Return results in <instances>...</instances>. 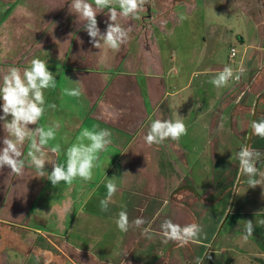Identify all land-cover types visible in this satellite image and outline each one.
Here are the masks:
<instances>
[{
    "label": "rangeland",
    "instance_id": "obj_1",
    "mask_svg": "<svg viewBox=\"0 0 264 264\" xmlns=\"http://www.w3.org/2000/svg\"><path fill=\"white\" fill-rule=\"evenodd\" d=\"M22 1L0 0V80L5 74V60L24 64L23 69L33 58L47 61L57 86L45 90L46 105L55 107L47 108L40 124L60 122L56 139L50 141L51 146H61L58 162H65L67 148L83 128L95 126L86 115L87 101L95 103L97 100V105L103 104L101 94L108 96L106 88L115 86L116 82L118 87L114 89L121 102L112 106V113L118 112L117 118L122 122L142 125L144 119L149 126V118L158 119L159 112L161 120L175 119L177 113L184 118L187 128V134L179 141L168 139L163 144H155V153L152 152L155 148L151 147L148 159L144 154L141 160L133 162L126 157L124 161L136 170L127 168L129 187H123L124 192L116 193L113 200L120 207L122 200L130 201L126 206L129 220L142 217L150 222L155 233L151 239L141 235L139 228L129 229L131 252L122 259L123 243L120 238L115 239L114 217L95 218L85 207L71 226L73 233H64V240L72 237L75 240L79 236L84 242L89 241L88 246L96 256L122 260L123 264H196L198 257L203 264H264V223H260L264 221V186L248 187V177L241 175L236 156L244 146L260 151L262 156L257 168L264 172V138L251 130L253 120L264 119V0H151V5H145L146 11L140 12V20L118 17L117 22L130 27L131 31L128 41L115 52L118 55L110 59L122 62L118 66L122 76L116 79V75H107L109 85L105 89V83L99 82L95 75L98 67L101 68L97 55L100 50L93 47L83 24L70 11L71 0ZM181 13L187 16L184 21L179 19ZM107 19V9L97 14L102 33ZM107 52L110 51H106L104 57ZM83 58L85 61L81 63ZM66 59L75 64L71 68L88 71L94 79L88 81L77 72L73 77L70 67L65 65ZM134 64L140 71L139 84L145 64L154 77H158L153 79L154 84L141 83L140 86L143 98L138 100L150 102L152 98V102L155 101L151 105L147 102L148 115L143 105L136 104L133 98L137 88L128 72ZM225 65L243 69V73L239 81H230L228 87L217 89L209 81ZM107 67L108 72L111 66ZM112 68H116V63ZM110 73L114 74V69ZM74 79L80 81L84 98L62 94L63 88L76 86L71 82H75ZM150 88L153 92L148 91ZM163 88L171 97L157 103ZM125 93L129 98L124 97ZM77 102L82 104L81 111ZM2 103L0 100V115H3ZM139 111L136 123L132 114ZM25 146L28 147L27 143L22 147L23 153L27 150ZM118 154H111L112 158ZM107 163L112 164V159ZM104 164L99 159L100 166L93 170L92 182L80 187L94 188L93 183L107 173L108 167ZM115 166L117 169L107 175V179L115 177V182L120 183L117 172L120 166L117 163ZM26 167L19 176L27 184L34 180L38 185L40 182L36 183V179L42 177L36 178V171L31 172ZM48 168L45 164V171ZM10 173L8 167L0 169V184L12 177ZM7 190L6 186L0 188V264H105L93 255L83 258L82 251L64 246L63 242L54 243V247L50 242L37 240L33 224L16 218V211L10 210L14 193L7 196ZM95 193L98 195L89 197L90 207L99 202L101 193L107 195V189L102 187ZM65 217L67 223H61L59 218L51 222L53 228H50L58 234L53 241L61 240L64 235L60 232L70 228L73 217L66 214ZM165 219L181 225H200L199 242L165 243L159 234L160 224ZM248 220L253 222L254 229L244 240V221ZM146 226L147 223L142 227ZM63 227L64 231L60 229ZM40 229L47 227L42 225ZM84 229L88 232L84 233ZM103 238L109 241H99Z\"/></svg>",
    "mask_w": 264,
    "mask_h": 264
},
{
    "label": "clouds",
    "instance_id": "obj_2",
    "mask_svg": "<svg viewBox=\"0 0 264 264\" xmlns=\"http://www.w3.org/2000/svg\"><path fill=\"white\" fill-rule=\"evenodd\" d=\"M151 5V0H71L70 11L77 16L79 23L90 37V43L94 48L99 49L100 63L104 64L106 51L118 52L123 44L129 39L131 28H125L118 23V17L130 20H140V12L146 11L145 5ZM107 9L108 19L105 21L107 27L102 33L98 27L97 14ZM179 19H187L183 13ZM243 69H234L225 65L210 81L215 88L222 89L229 86L230 81H239ZM109 77L105 75L104 79ZM71 81V80H70ZM75 87H65L62 94L68 97L79 98L83 92L80 81H71ZM57 81L55 75L49 71L47 61L40 58H33L27 67L21 70L18 67L9 68L0 80V100L2 113L0 121H3L5 136L3 147L0 148V169L8 167L11 175H22L25 167L35 169L38 177H46L53 186L64 182L71 185L74 180L80 178L84 182L93 179V170L99 167V154L107 151L112 143V133L108 129L94 126L93 129L83 128L76 141L66 150V161L57 163L48 159L47 151L57 156L61 153L60 144L50 148L46 147L50 141L56 139L57 131L61 127L59 121H52L49 125L40 124L47 108H54L55 105H46L45 90L55 89ZM175 119H152L146 135L143 139L148 145L163 144L164 141L179 139L187 134L184 118L175 114ZM11 117V119H8ZM29 125H36L30 128ZM252 133L264 138V119L251 122ZM27 143L28 151L26 156L22 147ZM239 160L241 175L248 177V187L264 186V172H260L257 163L262 153L258 150L244 146L236 154ZM52 165L51 173L45 171V164ZM257 176L260 178L257 179ZM105 187L107 195L100 201L101 211H108L113 196L118 191L115 177L106 178ZM116 226L121 232H128L131 228L141 229V235L151 239L155 234L150 222L142 217L129 220L126 206L118 213L115 220ZM147 223L146 227H142ZM264 223V221H260ZM245 235L247 240L252 235L254 224L251 220L244 221ZM202 229L197 223L184 225L174 223L171 219H165L160 224V235L164 242L175 241L179 244L189 242L198 243ZM196 264H203L198 257Z\"/></svg>",
    "mask_w": 264,
    "mask_h": 264
},
{
    "label": "crops",
    "instance_id": "obj_3",
    "mask_svg": "<svg viewBox=\"0 0 264 264\" xmlns=\"http://www.w3.org/2000/svg\"><path fill=\"white\" fill-rule=\"evenodd\" d=\"M20 3H22V0H19ZM89 2L91 3L92 0H89ZM19 3V4H20ZM18 4V5H19ZM18 5L13 9V11L9 14H7V18L5 19V21L14 13V11L16 10V8L18 7ZM7 8V7H5ZM84 49V48H83ZM109 54H111V56L109 57ZM107 52V56H105V58L107 60H105L106 62L104 64H101V68L98 67V71L96 72V78L99 79V82H103L105 83L104 88L105 89L109 83H107V81L104 79L105 75H112L115 76L116 75V79L122 76V72L120 71V69L118 70V66L122 65V62H119L117 60L114 59V61H111L110 59H112V57L114 56V54L118 55L115 52ZM65 61V60H64ZM69 59H66L65 61V65L68 66V68L70 66H75L74 63H70ZM84 58L81 61L84 62ZM16 62V61H13ZM11 60H5V72L11 68V67H18L21 70L23 69L24 64H20L18 62L13 63ZM75 63L77 61H74ZM94 62V60H93ZM116 63V68H112L113 64ZM9 64V65H8ZM127 65V63H126ZM129 65V63H128ZM127 65V66H128ZM161 65V64H160ZM107 66H111V69L108 70V72L106 71L108 69ZM162 68V66H161ZM72 72V76L74 77L75 73L77 72L79 74V76L85 75L84 77H86V80L89 81V79H94L92 76L90 75V72L82 70V69H73L71 68ZM114 69V74H111L110 71ZM137 69L135 68V64L133 65L132 69L129 68V72H128V76H130V78H134V82H135V86H136V91L134 93V97L136 100H134L136 102V104H139L142 106V109L144 108V112L145 114H147L146 111V104H148L147 102L149 101H139L138 98H140L142 96V94L140 92L141 91V83H144L145 86H148L149 84H154V78L155 80L158 79V77H154V73L153 71H150L149 66L147 64H145V68L143 70H141V81L139 84V80L137 79V77H139L140 75L138 74ZM74 74V75H73ZM87 74V75H86ZM94 74V73H93ZM89 75V76H88ZM90 77V78H89ZM75 80V79H74ZM109 80V79H107ZM76 81V80H75ZM106 81V82H105ZM116 81V80H115ZM133 81V79L131 80V82ZM130 85V83H128ZM113 87V88H111ZM114 87H118L117 82L115 84V86L113 85H109L108 89L106 88V92L107 95L105 94H101V97L103 96V104H99L97 105V100L95 101V103H92L91 101H87L88 103V108L85 110L87 112V118L88 120H90V122L94 123L95 126H98L99 128L102 129H108L110 130V132L112 133V143L108 146L107 151L101 152L100 155V162L103 163V161L106 164V167H108L107 169V173L102 177V179H98L97 182L95 181L94 184V188L90 189L92 190L90 192V190H86L88 189L86 188H82L80 187V185L85 184V183H91L90 182H84L82 180H80V178H77L76 180L73 181V183L71 185H68L64 182L59 183L57 186H53L51 184V182L46 178L43 177L40 180L36 179V183L40 182L38 185L33 183V182H29V184H27V182L22 179L21 176H17V175H12V177H7V180L5 181V179L2 181V183L0 184V188H3L6 186L7 187V191L6 194L7 196H9V194H13V198L12 200H10V210H14L16 211L17 217L18 219H21V221H27V222H31L33 224V231H35V233H37L38 235V239L37 240H41V241H45V242H50V244L54 247H56L54 245V243H59V242H63V245H67L72 247L73 249H77L79 251L83 252V258H90L92 255L94 256V258H96L97 260H100L102 263L105 262V264H123V261H115L112 258H103L102 256H96L92 250H90L88 243L89 241L86 243L84 242L81 237L77 236L74 238L72 237V239H68L67 241H65V237L67 234H70L72 232L71 230V226L73 227V223L76 219V217L79 216V214H83V211L86 207L88 213L90 212L91 216H94L95 218H110V216L112 215L114 217V221L117 219V215L118 213L122 210V206H128L130 201L129 200H122L121 202L123 203L122 206L120 207L118 203H116L113 198L112 201L109 204V208L108 211H101L100 208V201L102 199H104L106 196L101 193V195H99L98 198V203L94 206H91L90 203V198L95 197V195H98V193H95L96 191H100V188L105 187L106 184V178H108L109 174L115 169H117V166H115V164L117 163L120 167L118 169V175L121 179L120 183H116L118 186V191L116 192L118 195L121 192H124V188L123 187H129V183L127 180V175H128V170H136L134 167L132 168L131 165L130 167H128L127 163H124V161H126V157L129 161H133L135 162L136 159L141 160V158L144 157V154H147L146 159H148V153L151 151V147L152 149H154L152 152H156L157 148L155 147V144L153 145H148L143 137L144 135H146L147 130H148V125L147 123H144V119L142 120L143 124L142 125H129L130 123L128 122H122V120L118 119V112H113L112 110L114 108H112V106L118 104L119 102H121L120 96L117 94V91L114 89ZM151 87V86H150ZM102 88V87H101ZM103 89L99 91H102ZM148 89V87H147ZM122 90H123V86H122ZM153 90V89H152ZM150 88V92H153ZM162 90V89H161ZM160 92V91H159ZM141 94V95H140ZM84 93L79 97L80 98H84ZM119 96V97H118ZM167 96H170V93L168 90L164 89L160 92V96L157 97L159 98V100L157 101V103H159V101L161 99H167ZM108 97V98H106ZM124 97L127 98L128 96L126 95V93L124 94ZM171 97V96H170ZM111 98L112 102H106L107 99ZM129 98V97H128ZM143 98V97H141ZM169 98V97H168ZM81 103L84 100H80ZM127 102L128 99L126 100ZM154 102H152V98L151 101L149 102V105L154 104ZM82 106V104H81ZM78 102H77V108L78 110L81 111L82 107H81ZM108 107V109H107ZM109 110V111H108ZM2 111V110H1ZM115 113V114H114ZM117 113V114H116ZM140 111L138 113H134L132 114L133 118L135 119L134 121L137 123L138 122V115H139ZM148 115V114H147ZM156 115V114H155ZM150 117L147 116V118ZM153 116H151L152 118ZM161 117V113L159 112L157 114V118L159 119ZM144 118V117H143ZM141 122V123H142ZM146 122V121H145ZM92 126V125H91ZM34 126H31L30 128H33ZM140 127V129H139ZM5 136V132L3 129V121L0 122V147H3V137ZM53 143L49 142V148L51 147ZM27 148L26 152L28 151V147L25 146ZM47 151V149H45ZM24 152V153H26ZM119 153V154H118ZM111 154L117 155L118 156L116 158H112L113 156ZM47 155H48V159L51 161H55L57 163H60L59 160V156H57L56 154L51 153L50 151H47ZM107 155H109V158H105L107 157ZM112 159L113 163L112 164H108L107 162H110ZM132 159V160H131ZM66 161V159H65ZM104 164V165H105ZM47 167H49L46 171L48 173H51L52 171V165L50 163H46ZM124 166V167H123ZM5 168V167H4ZM27 170H30L31 172H34L35 170L33 168H28L26 167ZM128 168V170H127ZM131 168V169H130ZM35 173V172H34ZM108 175V176H107ZM10 178V179H8ZM36 178H38L37 174H36ZM126 179V180H125ZM113 196L115 198L116 196ZM132 194H135V192H133ZM86 195V196H85ZM89 199V202H88ZM130 199V198H129ZM3 201V200H2ZM81 202L80 205H78ZM84 205V207H83ZM12 206V207H11ZM91 209H95V211L97 210V212H92L90 211ZM74 211V213H73ZM77 211V212H76ZM65 214L69 217H73V220L69 223V227L66 232H60L62 235H64V233H66V235H64L63 238H61V240H57V241H53L55 236H57L58 234L52 229L53 226L51 225L52 221H57L55 220L56 218H59L61 223H67L65 220ZM110 215V216H109ZM37 221V222H34ZM63 221V222H62ZM55 224V223H53ZM44 225L45 227H47V229L42 230L40 229V227ZM50 226L52 228H50ZM104 225H101V227H103ZM62 227V226H61ZM61 230L64 231V227L60 228ZM106 230V228H105ZM109 230L111 231V229L109 228ZM84 233L88 232L85 229L83 230ZM35 233H33L34 235H36ZM59 233V232H58ZM73 233V232H72ZM129 232H121L119 231V229L117 228L116 230V237L120 238V242L123 243L122 245V249H121V253L120 256H122V259L124 258V256H127L129 254V252H131V249H129L128 247V237H129ZM83 235V234H81ZM46 236L50 237V239H48ZM84 236V235H83ZM153 240V239H152ZM99 241L103 242V241H109L106 238L103 239H99ZM65 242V243H64ZM62 245V246H63ZM103 253V252H102ZM89 254H91L89 256Z\"/></svg>",
    "mask_w": 264,
    "mask_h": 264
},
{
    "label": "trees",
    "instance_id": "obj_4",
    "mask_svg": "<svg viewBox=\"0 0 264 264\" xmlns=\"http://www.w3.org/2000/svg\"><path fill=\"white\" fill-rule=\"evenodd\" d=\"M255 147H259L257 144H255Z\"/></svg>",
    "mask_w": 264,
    "mask_h": 264
}]
</instances>
